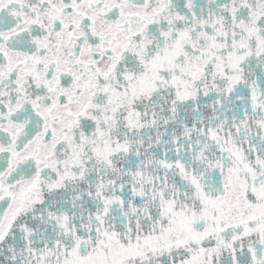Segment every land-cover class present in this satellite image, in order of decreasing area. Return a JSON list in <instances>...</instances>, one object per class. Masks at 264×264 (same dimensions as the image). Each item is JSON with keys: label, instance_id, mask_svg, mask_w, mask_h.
<instances>
[{"label": "snow or ice", "instance_id": "1", "mask_svg": "<svg viewBox=\"0 0 264 264\" xmlns=\"http://www.w3.org/2000/svg\"><path fill=\"white\" fill-rule=\"evenodd\" d=\"M0 264H264V0H0Z\"/></svg>", "mask_w": 264, "mask_h": 264}]
</instances>
